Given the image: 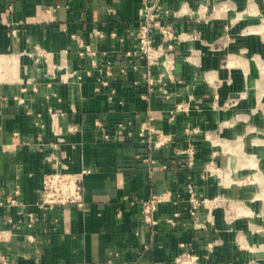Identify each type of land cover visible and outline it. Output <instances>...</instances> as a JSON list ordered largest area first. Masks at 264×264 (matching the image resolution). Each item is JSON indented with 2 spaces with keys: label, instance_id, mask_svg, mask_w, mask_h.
Masks as SVG:
<instances>
[{
  "label": "crops",
  "instance_id": "crops-1",
  "mask_svg": "<svg viewBox=\"0 0 264 264\" xmlns=\"http://www.w3.org/2000/svg\"><path fill=\"white\" fill-rule=\"evenodd\" d=\"M145 1L156 0H0V264H174L183 249L202 264L264 259V232L254 233L243 218L228 220L209 200L254 193L252 185H221L210 169L221 145L241 131L237 118L256 99L250 91L239 106L227 105L251 81L247 72L264 63L258 34L264 0H158L176 10L188 1L189 8L169 22L176 31L199 35L177 43L174 77L166 75L152 92L144 61L134 58V68L125 56ZM155 38L161 40L159 32ZM81 42L98 53L107 50L115 64L127 65L126 73L117 71L104 84L103 65L79 54ZM152 71L157 78L162 68ZM150 113L167 137L159 146L137 132ZM96 120L110 131L127 121L135 135L105 139ZM190 143L196 148L192 163ZM55 167L90 169L82 206H40L43 175ZM189 184L207 198L197 217ZM17 186L21 193L11 203ZM153 193L170 198L149 223L143 201Z\"/></svg>",
  "mask_w": 264,
  "mask_h": 264
},
{
  "label": "built area",
  "instance_id": "built-area-1",
  "mask_svg": "<svg viewBox=\"0 0 264 264\" xmlns=\"http://www.w3.org/2000/svg\"><path fill=\"white\" fill-rule=\"evenodd\" d=\"M183 9H188V1L182 4ZM183 9H173L165 6L162 2L156 0L152 3L145 1L142 9V16L139 23V27L136 33L135 44L133 47L128 48L125 51V56L128 60V64L134 68L138 67V63L134 58H139L144 61L145 71L144 77L148 82L149 91L155 90L157 82L164 83L166 75L174 77L173 71L176 67L175 48L177 43L190 38L197 37L199 31H176L169 17L172 15H180ZM13 34H16V28L12 29ZM102 34L100 30L96 31ZM159 32L161 40L157 41L155 33ZM82 49L79 50L80 55L89 54L92 56V62L94 65L102 64L103 76L102 82L109 83V78L113 77L117 71L126 73L127 65L115 64L114 60L108 55L107 50H103L100 53L96 49L92 48V45L81 42ZM159 65L162 68L159 77L153 75V67ZM161 89L167 96H169L168 90L161 86ZM178 109H186L184 104H179ZM154 116L149 114L145 119L138 132V135L142 137V141L149 142L154 146H159L166 138H163L164 134L162 130L157 127L153 122ZM43 125V124H42ZM96 125L103 133L105 139H114L122 137H132L135 135V131L128 125L127 121H119L115 125L113 130H109L108 126L101 120H96ZM154 136L156 139L154 140ZM186 152L189 155V162L192 163L195 159L196 148L193 143H190ZM150 158H145V160ZM151 162H154L151 159ZM90 171L89 168H85L81 171H69L64 168L55 167L50 171H47L43 175L42 185L40 187L41 200L40 206L47 210H52L55 207L67 204H77L82 206L85 202L84 198V176L85 173ZM21 193V189L17 186L14 189V194L10 195L9 201L11 203L17 202V195ZM191 213L197 217V208L203 203L207 202V198L199 195L192 184H189ZM168 194H156L153 193L149 198L143 201V217L144 220L149 223H155L154 213L158 209L159 204L166 199H169ZM179 213L176 212L175 215ZM32 219L30 218L29 224L32 225ZM173 223H176L175 218L170 219ZM199 227L204 226L203 223H197ZM32 238V235H30ZM185 247V243H182ZM210 247L212 243L209 244ZM1 258V257H0ZM109 261H112L109 259ZM3 264H9L7 259H2ZM78 264H90L87 262H81ZM131 264V263H128ZM174 264H202L199 261V256L189 249H183L176 257Z\"/></svg>",
  "mask_w": 264,
  "mask_h": 264
},
{
  "label": "rangeland",
  "instance_id": "rangeland-1",
  "mask_svg": "<svg viewBox=\"0 0 264 264\" xmlns=\"http://www.w3.org/2000/svg\"><path fill=\"white\" fill-rule=\"evenodd\" d=\"M254 2L255 0H248L249 4ZM259 20L258 25L263 27V30L258 34L264 38V14H261ZM223 58L226 63L227 57L223 56ZM247 74L252 75L249 77L251 81H248L247 87L239 91L238 95L230 97L227 105L239 106L251 91L256 97L252 103L253 107L247 114L239 116L241 118L237 116L236 122L241 126V131L238 135L229 137L226 140L227 144L221 145L220 160L214 162L210 170L219 177L221 185L231 186L233 183L242 187L252 185L254 193H251L248 199L244 196L235 197L228 193H219L209 200L213 207L224 209L228 220L243 218L249 222L250 230L262 234L264 193L255 194V192L261 190V185L264 184V63L257 64ZM243 108L242 112L246 110ZM241 245L247 249L251 247L246 239H242ZM247 264H264V259L254 258Z\"/></svg>",
  "mask_w": 264,
  "mask_h": 264
}]
</instances>
